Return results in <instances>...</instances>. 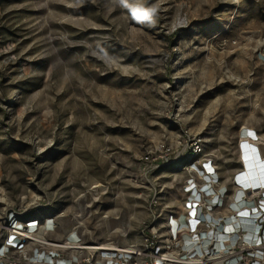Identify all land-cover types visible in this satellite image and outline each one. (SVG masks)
Instances as JSON below:
<instances>
[{"label": "rangeland", "instance_id": "1", "mask_svg": "<svg viewBox=\"0 0 264 264\" xmlns=\"http://www.w3.org/2000/svg\"><path fill=\"white\" fill-rule=\"evenodd\" d=\"M243 126L264 159V0H0V223L137 243L192 161L242 172Z\"/></svg>", "mask_w": 264, "mask_h": 264}, {"label": "built area", "instance_id": "2", "mask_svg": "<svg viewBox=\"0 0 264 264\" xmlns=\"http://www.w3.org/2000/svg\"><path fill=\"white\" fill-rule=\"evenodd\" d=\"M241 138L259 140L250 128L242 129ZM202 149L201 141L193 140V154ZM261 163L264 168V159ZM189 166L193 173L182 187V209L162 218L160 198L154 196L153 217L141 223L139 242H87L78 226L53 238L54 216L10 213L0 223V264H264V183L244 185L243 171L224 181L211 159Z\"/></svg>", "mask_w": 264, "mask_h": 264}, {"label": "bare ground", "instance_id": "3", "mask_svg": "<svg viewBox=\"0 0 264 264\" xmlns=\"http://www.w3.org/2000/svg\"><path fill=\"white\" fill-rule=\"evenodd\" d=\"M242 128L246 129V127H244V126ZM240 141L244 145V147L242 146V152H243V159H242L243 170L242 171H243V174L241 175V179L246 178V180L247 179L249 180V181L248 180L245 181L244 185H246V184L252 185L253 184L252 180H255V179H257L261 184H263L264 183L263 178H262L263 173L261 172V170L264 168H262V167L260 168V166H262L261 165L262 164L261 163L262 158L260 156V153H258V149L256 147V144H253L251 141L247 140V138H241ZM245 148H246V150L244 151ZM244 153H245V155H244ZM246 162L249 164L248 166H247ZM244 163L246 164V166ZM255 169L258 170V172H255ZM254 194H255V192H254ZM243 219H244V223L247 224L246 218H243ZM124 242H126V243L128 242V239L126 236H124Z\"/></svg>", "mask_w": 264, "mask_h": 264}, {"label": "clouds", "instance_id": "4", "mask_svg": "<svg viewBox=\"0 0 264 264\" xmlns=\"http://www.w3.org/2000/svg\"><path fill=\"white\" fill-rule=\"evenodd\" d=\"M125 0H114V3L124 4ZM156 9L144 10L145 16L144 19L151 20L152 16L155 14ZM135 18V17H134Z\"/></svg>", "mask_w": 264, "mask_h": 264}, {"label": "crops", "instance_id": "5", "mask_svg": "<svg viewBox=\"0 0 264 264\" xmlns=\"http://www.w3.org/2000/svg\"><path fill=\"white\" fill-rule=\"evenodd\" d=\"M224 179V181H228L229 179H230V177H228V178H223Z\"/></svg>", "mask_w": 264, "mask_h": 264}]
</instances>
